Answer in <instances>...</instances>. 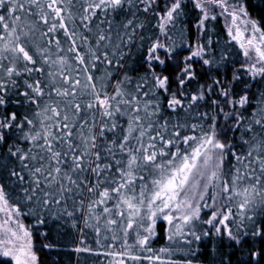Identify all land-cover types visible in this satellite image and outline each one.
Here are the masks:
<instances>
[{"label": "snow or ice", "instance_id": "6c2138e0", "mask_svg": "<svg viewBox=\"0 0 264 264\" xmlns=\"http://www.w3.org/2000/svg\"><path fill=\"white\" fill-rule=\"evenodd\" d=\"M256 6L0 0V264H264Z\"/></svg>", "mask_w": 264, "mask_h": 264}, {"label": "trees", "instance_id": "16d2710c", "mask_svg": "<svg viewBox=\"0 0 264 264\" xmlns=\"http://www.w3.org/2000/svg\"><path fill=\"white\" fill-rule=\"evenodd\" d=\"M251 4L252 5H257L256 7H253L252 8V12H253V15L256 16L257 18L261 17V16H264V8H261L258 6V0H251ZM219 29H220V39H221V42H223V40L225 39L226 37V33L223 31V22H220V24L218 25ZM27 223V222H26ZM37 244H39V241H37ZM164 244V241L161 240L158 244H156V247H160ZM40 255L43 257L45 255L44 252H41ZM87 259L89 261H92L94 258L93 257H82V259ZM67 260V257L65 258ZM75 261H76V255L73 254L72 255V264H75ZM44 264H47V262L45 261Z\"/></svg>", "mask_w": 264, "mask_h": 264}]
</instances>
